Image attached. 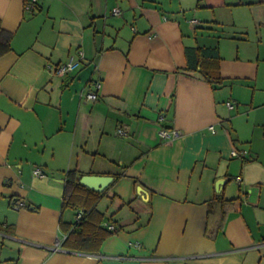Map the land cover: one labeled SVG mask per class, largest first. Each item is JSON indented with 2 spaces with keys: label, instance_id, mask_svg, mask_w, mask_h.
Listing matches in <instances>:
<instances>
[{
  "label": "crops",
  "instance_id": "1",
  "mask_svg": "<svg viewBox=\"0 0 264 264\" xmlns=\"http://www.w3.org/2000/svg\"><path fill=\"white\" fill-rule=\"evenodd\" d=\"M26 1L0 0V25L13 34L0 56V264H264V132L239 129L233 87L258 77L262 29L257 51L237 45L229 57L225 36L200 44L159 0H36L33 10ZM248 5L257 16L264 0L203 8ZM196 46L218 48L222 84L184 70L185 48ZM71 58L79 65L56 74ZM162 128L179 136L164 140ZM73 169L113 178L97 208L120 230L95 254L62 247L60 221L80 214L62 210ZM217 194L237 200L212 239Z\"/></svg>",
  "mask_w": 264,
  "mask_h": 264
},
{
  "label": "trees",
  "instance_id": "2",
  "mask_svg": "<svg viewBox=\"0 0 264 264\" xmlns=\"http://www.w3.org/2000/svg\"><path fill=\"white\" fill-rule=\"evenodd\" d=\"M12 36L11 32L4 30L0 25V56L11 49ZM185 59V71L199 73L202 79L210 85L223 83L224 78L220 73L221 57L217 47H187L185 48ZM82 176L77 169L66 173L62 210L72 209L81 216L71 224L60 221V227L65 235L62 247L69 251L95 254L99 252L103 242L120 228L108 229L104 223L107 220L105 214L97 208L107 190L97 192L86 187L80 183ZM119 178V174L115 175L114 181ZM236 200L217 194L208 201L205 227V235L208 238H215L222 230L226 215Z\"/></svg>",
  "mask_w": 264,
  "mask_h": 264
},
{
  "label": "rangeland",
  "instance_id": "3",
  "mask_svg": "<svg viewBox=\"0 0 264 264\" xmlns=\"http://www.w3.org/2000/svg\"><path fill=\"white\" fill-rule=\"evenodd\" d=\"M162 3L163 9H165L169 14H176L177 19L181 22L183 29L187 34L191 36H197L199 43L201 44H211L213 45L216 41V36L221 34L222 45H224V53L229 57H234L237 52V45H241L246 51L250 52L251 55L254 51H257V38L259 36V29H262V37L264 41V24L257 25V18L259 15H264L259 12L256 13L249 9V5L245 7H235L232 11L227 9H219L215 7L203 8L207 6V2L214 0H159ZM231 3H237L238 1H247L248 3H253L255 0H229ZM199 5V6H198ZM221 19L220 21L224 24L223 27H217L216 25H211L207 21L214 20L215 18ZM194 20L197 24L194 25ZM237 21V29H233L232 22ZM215 28L210 29H200L197 28V34L194 35L193 31L196 26H209ZM193 27V29H192ZM242 29L245 31V41H234L228 38V36L236 35V31ZM239 37V36H238ZM261 47V48H260ZM259 49L262 51V56H264V47L260 46ZM234 94L239 100V108L236 110L237 123L239 129L243 131L247 136L251 133L255 134L264 132V61L261 62V67L258 72V77L252 80H238L234 84ZM229 88H227V91ZM253 103V109L252 104ZM261 105V106H260ZM250 108L252 109L251 111ZM252 123L255 125L254 128ZM108 203L107 199H104L99 204V207L106 209Z\"/></svg>",
  "mask_w": 264,
  "mask_h": 264
},
{
  "label": "built area",
  "instance_id": "4",
  "mask_svg": "<svg viewBox=\"0 0 264 264\" xmlns=\"http://www.w3.org/2000/svg\"><path fill=\"white\" fill-rule=\"evenodd\" d=\"M36 4V0H27L26 1V9L27 10H32L34 8ZM119 11L118 10H114V14H118ZM79 65V62H76L75 60H73L72 58L64 63V64H59L56 66L55 68V73L58 74V75H66L70 72H72L77 66ZM95 87L96 88H99L100 87V83H96L95 84ZM85 98L87 100H90V101H95L97 99V94L94 93V92H90V93H87L85 95ZM230 108H232V105L231 104H228ZM160 119L162 120L163 117H160ZM211 129H213L212 127H210ZM118 133H122L121 131H119ZM160 136L162 139L164 140H172L176 137L179 136V132L176 130V129H170V128H162L160 130ZM244 154V152H237V151H233L232 152V156L234 157H237V156H242ZM34 175L35 176H43L44 174L42 173V171L38 168H36L34 171H33ZM238 182L241 181V178H237ZM18 205V204H17ZM19 207V205H18ZM81 214H78L77 218H80ZM108 229L110 230H114V226H111L109 224H105Z\"/></svg>",
  "mask_w": 264,
  "mask_h": 264
},
{
  "label": "water",
  "instance_id": "5",
  "mask_svg": "<svg viewBox=\"0 0 264 264\" xmlns=\"http://www.w3.org/2000/svg\"><path fill=\"white\" fill-rule=\"evenodd\" d=\"M113 181L110 176L85 175L82 176L80 183L97 192H103ZM220 184H218V189ZM219 191V190H218Z\"/></svg>",
  "mask_w": 264,
  "mask_h": 264
}]
</instances>
